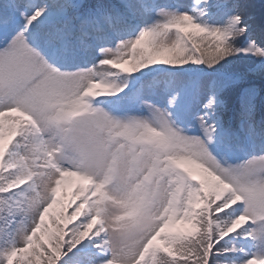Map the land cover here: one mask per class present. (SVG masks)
I'll use <instances>...</instances> for the list:
<instances>
[{"label":"snow or ice","instance_id":"1","mask_svg":"<svg viewBox=\"0 0 264 264\" xmlns=\"http://www.w3.org/2000/svg\"><path fill=\"white\" fill-rule=\"evenodd\" d=\"M256 7L0 0V264H264Z\"/></svg>","mask_w":264,"mask_h":264},{"label":"trees","instance_id":"2","mask_svg":"<svg viewBox=\"0 0 264 264\" xmlns=\"http://www.w3.org/2000/svg\"><path fill=\"white\" fill-rule=\"evenodd\" d=\"M253 3L257 5L256 9L254 10L255 15H259L264 8L261 7L262 3H264V0H253Z\"/></svg>","mask_w":264,"mask_h":264},{"label":"rangeland","instance_id":"3","mask_svg":"<svg viewBox=\"0 0 264 264\" xmlns=\"http://www.w3.org/2000/svg\"><path fill=\"white\" fill-rule=\"evenodd\" d=\"M181 2H183V3H189L190 0H181Z\"/></svg>","mask_w":264,"mask_h":264}]
</instances>
